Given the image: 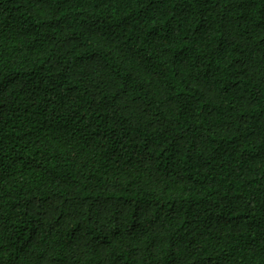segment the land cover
Returning <instances> with one entry per match:
<instances>
[{
	"label": "trees",
	"instance_id": "1",
	"mask_svg": "<svg viewBox=\"0 0 264 264\" xmlns=\"http://www.w3.org/2000/svg\"><path fill=\"white\" fill-rule=\"evenodd\" d=\"M0 264H264V0H0Z\"/></svg>",
	"mask_w": 264,
	"mask_h": 264
}]
</instances>
